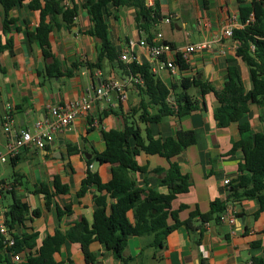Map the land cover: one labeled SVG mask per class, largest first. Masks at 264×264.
<instances>
[{"label":"crops","instance_id":"1","mask_svg":"<svg viewBox=\"0 0 264 264\" xmlns=\"http://www.w3.org/2000/svg\"><path fill=\"white\" fill-rule=\"evenodd\" d=\"M77 6V15L72 20L69 30H55L48 36L50 57L44 58L42 49L27 37L39 23L38 11L28 7V1L14 6L8 12V18L14 20L7 36L2 35V8L0 6V38L11 40V54L7 50L0 53V121L9 114L12 126L9 133L0 125V155H4L7 145L19 130L31 129L37 120L48 119L47 106L74 102L83 95L93 92L103 82H121L122 72L111 67L106 60L102 69L89 70L86 62L95 63L99 41L85 34L91 26L82 4L84 0H72ZM254 0H147L152 6L156 2L160 15H174L171 23L164 20L155 25L163 41L174 49L188 45L209 43L189 57L188 70L177 72L174 76L161 67L160 61L152 60L141 46H135L130 57L138 64H147L152 73L167 88L177 86L180 77L196 79L211 85L214 90H221L228 78V68L236 69L244 92L250 89V79L246 65L236 56L237 43L228 37H222L226 27L241 28L240 11L251 6ZM70 4L71 0H64ZM105 21L107 35L118 57L125 52L129 40H144L135 22V11L131 7L106 8ZM156 32L154 34H156ZM153 34V35H154ZM53 62L60 75L54 69L46 70ZM77 63V68L72 67ZM71 72L66 76V72ZM125 99L120 100L116 92H111L109 100L93 101L92 108L84 117L54 133L44 149H23L17 157L0 162V182L11 185V191L0 193V225H4L5 213L14 199L25 203L29 210L38 209L35 218L26 217L23 224L16 228V233H37V245L56 229L64 233L80 218L91 222L93 195L97 191L93 186L78 196L82 180L88 172L95 173L102 183L111 179V166L98 163L93 153L105 149L102 131L124 128L123 119L137 118L132 110L136 109L140 98L134 87L125 84ZM187 93L197 101L198 110L177 119L168 116L156 124L137 126L144 136L149 130L152 137L164 140L174 137L176 132L191 131L194 142L171 160L176 162L182 175L190 183L185 193H180L171 201L170 209L178 211L180 221L188 218L191 211L207 213L209 203L214 199L226 197L228 184L237 176V164L242 162L240 149L230 152L232 143L239 140L238 122L219 128L213 119L216 99L212 93L200 94L195 87ZM253 133H264V108L251 105L243 116ZM133 148V140H130ZM144 172L132 173L136 185L143 189L142 197L148 190L162 194L166 188L158 184L160 176L153 171L167 169L168 161L157 155L139 152L135 157ZM91 165V168L89 166ZM65 187L66 191L52 195L48 207L43 194L38 191L45 186L49 193L53 185ZM114 199H107V207ZM184 208L180 209L179 207ZM234 211V223H221L204 229L199 244H195L188 231L180 226L168 234L163 247H150V238L146 236H128L123 256L130 259L127 264H250L251 257L264 258V213L259 212L258 202L244 200L229 205ZM61 215L58 216V212ZM68 209V212H64ZM127 218L133 222L132 212ZM171 224L172 220H168ZM89 251L95 255V264H122L111 253L106 252L98 242L89 245ZM21 258V255H20ZM57 264H89L84 261L80 246L66 241L54 254Z\"/></svg>","mask_w":264,"mask_h":264},{"label":"trees","instance_id":"2","mask_svg":"<svg viewBox=\"0 0 264 264\" xmlns=\"http://www.w3.org/2000/svg\"><path fill=\"white\" fill-rule=\"evenodd\" d=\"M24 1H28L31 10L39 13V23L34 31L27 33L28 40L39 45L43 57L48 58L50 32L69 30L77 15V6L72 0L70 4H65L64 0H0L2 35L7 36L10 25L14 23L13 19L8 18L9 10ZM202 1L206 7L207 0ZM109 5L114 8H133L136 25L148 43L155 35V25L166 17L160 15L156 2L149 6L147 0H84L82 4L91 23L85 34L99 41L95 63L86 62L84 66L89 70H101L102 63L106 60L109 66L121 70V78H139L141 82L135 83L133 87L140 100L136 109L132 110L134 112L130 113V116L136 113L137 118L131 120L132 117H124V128L121 131H102L105 149L101 153L94 152L93 156L98 163L111 166V179L102 183L97 174L88 172L77 193L78 196L83 195L90 186L97 191V194L93 195L91 222L82 217L64 233L56 229L37 245V233L17 234L16 228L23 224L26 217H38L39 210H29L25 203L14 199L5 213L4 220V226L8 229L13 244L8 246L5 237L0 234V264H57L54 254L66 241L80 246L86 263L95 264V255L89 251V245L98 242L115 259L127 264L130 259L125 258L123 252L128 236L149 237V246L160 249L166 236L183 226L194 243L199 244L205 229L204 223L220 225V214L231 204L255 199L259 204V212L264 213V133H253L249 124L243 121L249 106L264 108V0H254L250 7L240 11L239 20L242 27L233 29L231 36L237 43L236 56L248 69L250 89L247 92H244L240 76L233 67L228 68V78L221 90H214L211 85L196 79L195 76L180 77L179 84L169 89L155 77L149 65L138 64L134 60L129 63L121 61L107 35L105 16ZM250 15L252 19L247 22ZM4 50L11 54L12 45L9 38L5 39L4 44H1L0 38V53ZM176 64L178 72L188 70V65L182 60L177 59ZM56 67L53 62L46 70L49 72L52 68L56 70L53 74L60 75ZM72 67L77 68V63H72ZM70 74L67 70L66 76ZM192 87L197 88L202 95H214L217 105L213 110V119L217 127L224 128L238 122L239 140L232 143L230 152L240 149L243 160L237 164V176L229 183L224 199L212 200L207 213L201 214L193 210L187 219L180 221L177 217L178 211H172L170 204L177 194L188 190L190 183L188 178L180 173L177 163L171 159L193 144V133L179 130L174 137L159 140L152 137L147 129L142 136L136 124H156L168 116L181 119L197 111V101L187 93ZM131 139L133 148L130 146ZM139 152L157 155L168 161L167 169L158 168L153 171L160 176L158 184L166 188L165 194L148 190L147 195L142 197L144 190L136 185L132 176L134 172L146 170L136 162L135 157ZM53 188L52 193H49L45 186L38 191L43 194L46 207L52 195L66 191L65 187L57 186L56 182ZM108 198L114 199L109 208ZM128 211L132 212L133 222L127 218ZM57 212L58 216L61 215V211L57 209ZM64 212H68V209ZM170 219L171 224L168 223ZM17 254L21 255V258L15 262L13 256ZM250 264H264V258L251 257Z\"/></svg>","mask_w":264,"mask_h":264},{"label":"built area","instance_id":"3","mask_svg":"<svg viewBox=\"0 0 264 264\" xmlns=\"http://www.w3.org/2000/svg\"><path fill=\"white\" fill-rule=\"evenodd\" d=\"M173 18L174 15H169L164 19V21L169 23ZM251 19L252 16L250 15L247 18V22L251 21ZM232 31L233 30L230 27H226L221 31V36L231 38ZM136 45L141 46L150 59L160 61L161 67L166 69L172 76L178 72L176 64L177 59L182 60L188 65L189 57L192 54L202 48L210 47L209 43H204L188 45L182 49H174L163 41L160 33H156L150 43L145 40H139L137 42L129 40L125 52L119 56V59L125 63H129L134 60L133 57H130L129 51H131ZM120 80L121 82L105 81L101 83L99 87L94 89L92 93L83 95L74 102L47 106L46 110L49 118L42 121H35L31 129L19 130L14 138L9 141L6 153L4 155H0V162H5L7 158L17 157L18 153L23 149H44L45 146L52 141L53 135L56 131L65 129L69 127L75 119L86 116L92 108L93 101H99L101 99L108 101L111 92H116L122 101L125 99V84L129 83L133 86L135 83L141 82V80L137 77H126ZM0 125L6 133H9V129L12 126L11 116L6 114L4 119L0 121ZM89 168H91V165ZM223 183L229 185V180L226 179ZM11 189L12 187L10 184L0 182V193L3 191H11ZM233 214L234 211L232 207H227V209L219 216L220 223L232 225L234 223ZM209 226L210 223H204L205 229ZM0 234L5 237V241L8 246L13 244V239L8 234V229L4 225H0ZM19 260V254L13 256V261L18 262Z\"/></svg>","mask_w":264,"mask_h":264}]
</instances>
